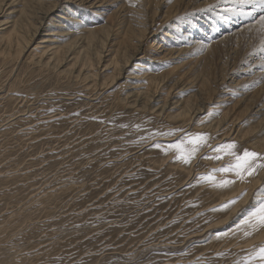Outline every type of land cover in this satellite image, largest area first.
Listing matches in <instances>:
<instances>
[{
    "label": "rangeland",
    "instance_id": "rangeland-1",
    "mask_svg": "<svg viewBox=\"0 0 264 264\" xmlns=\"http://www.w3.org/2000/svg\"><path fill=\"white\" fill-rule=\"evenodd\" d=\"M43 2L33 4L30 30H19L29 40L21 56L16 37L8 42L16 6L0 10V264H264L261 226L243 222L264 204V126L256 125L264 115H250L254 104L248 110L260 85L255 68L242 72L247 62L264 72V8L238 0ZM76 15L80 22L69 19ZM219 17L236 22L214 32ZM62 20L70 36L59 45L72 43L69 51L43 53L42 33ZM226 36L224 47L206 51ZM224 111L239 124L216 127ZM198 133L206 140L193 143ZM232 142L235 154L217 150ZM245 149L259 154L252 175L213 171ZM224 180L233 183L216 188ZM231 185L225 200L209 197ZM231 201L239 205L230 216L221 206Z\"/></svg>",
    "mask_w": 264,
    "mask_h": 264
},
{
    "label": "bare ground",
    "instance_id": "bare-ground-1",
    "mask_svg": "<svg viewBox=\"0 0 264 264\" xmlns=\"http://www.w3.org/2000/svg\"><path fill=\"white\" fill-rule=\"evenodd\" d=\"M7 0H0V10H2L3 11V9L5 8L4 6H11V4L12 5H15L16 6V8H13V11L11 10L10 12L11 13H17V16H16V18L15 19H13V20H11V22H10V25H12L11 27H12V30L10 31V35L8 36V42H13L14 41V39H15V37H16V44L18 45V52H19V55H20V53L26 48V46L28 45L27 44V42H29V40L28 39H26L25 37H24V35H22V34H20L19 33V30H21V29H25V30H27V32L30 30V28H31V26H32V21L30 20V18H29V16L31 17V9H33V4L34 3H36V4H38V5H42V4H44V2H43V0H39V1H36V0H11L9 3H7L6 2ZM73 0H65V2H67V7L66 8H69L70 6H71V4H70V2H72ZM88 3L89 2H91L92 1V3H93V0H86ZM96 1H99V0H96ZM131 1V0H130ZM158 1V0H157ZM184 1V0H183ZM196 1H198V0H196ZM220 1V2H219ZM75 2V1H74ZM213 2H215V1H213ZM217 2V1H216ZM226 2H227V0H218V3H216L217 5H220V4H226ZM230 2V1H229ZM50 3V2H49ZM162 3V2H161ZM160 3V4H161ZM190 3V2H189ZM193 3V2H192ZM232 3V2H231ZM19 4H22V6L21 7H19V8H17V6L19 5ZM215 5V4H214ZM37 6V5H36ZM54 6H55V3H54ZM81 6V5H80ZM216 6V5H215ZM230 6V5H229ZM4 7V8H3ZM38 7V6H37ZM53 6H47L45 9H44V11L42 12V15H40V17H39V19H40V21L41 20H43L46 16H49L50 14H51V12H52V10H53V8H52ZM253 7V6H252ZM73 8V7H72ZM79 8V7H78ZM254 8L256 9V10H259L260 9V6H258V5H255L254 6ZM40 9V8H39ZM228 9V8H227ZM4 12V11H3ZM2 12V13H3ZM252 12V11H251ZM213 13V12H212ZM249 13V12H248ZM257 13V12H256ZM255 13V14H256ZM36 14V13H35ZM65 14V16H63L62 18H66V15H68L67 13H64ZM71 14V13H70ZM56 16H58V14H56ZM205 16V15H204ZM208 16V15H207ZM207 16H205V18L207 17ZM218 16V15H217ZM51 18H52V16H50ZM54 17V16H53ZM49 18V17H48ZM204 18V19H205ZM208 18V17H207ZM224 18V17H223ZM221 18V17H219V19L218 18H216V19H218V20H216V23L217 22H222V23H220V26L221 27H213V30H214V32H219L220 30L222 31V30H224L223 32H226V30L228 31L229 29H231L232 28V26L231 25H233V23H235L236 21H235V19H233L232 21L233 22H231V23H229V24H224V20H226V18ZM54 19V18H53ZM63 19V20H64ZM72 22H80L79 21V19L77 18V15L76 16H70V18H69ZM222 19V20H221ZM63 20L62 21H57V23H56V25H53L54 27H49L51 30H49V29H46L43 33H42V36L40 37V40H39V42H38V45H39V43H41V44H44V43H46L44 46H42L45 50L43 51V53H46V51H52V53L51 54H53V55H55V53H57L58 51H60L62 48H64L65 50H68L69 51V48H70V45L72 44H70V45H67L66 43H64L65 45H62L61 46V44L59 45V39L60 38H62L63 37V35L65 36L66 34L68 35L69 34V32L68 31H66L68 28H65V24H63ZM69 20V21H70ZM49 21V20H48ZM68 21V22H69ZM208 21V20H207ZM47 22V21H46ZM51 22V21H50ZM72 22H70V23H72ZM129 22V21H128ZM70 23H68V24H70ZM79 24V23H78ZM184 24V23H183ZM192 24V23H191ZM214 24V23H213ZM67 25V24H66ZM74 25V24H73ZM79 25H81V24H79ZM189 25V24H188ZM215 25V24H214ZM128 26H130V25H128ZM204 26V25H203ZM202 26V28H200L199 29V32H196L195 33V41L194 42H196V41H198L199 39H200V37H199V33L201 34V32H203V30H204V27ZM86 26H84L83 28H85ZM133 27L134 26H132V27H130V30H129V32L130 33H133L134 32V29H133ZM146 27H147V25H146ZM82 28V27H81ZM195 28V27H194ZM193 27H192V29H194ZM226 28V29H225ZM86 29H87V27H86ZM127 29H129L128 27H127ZM127 29H126V31H127ZM140 29V32H142V31H145V25H141V27L139 28ZM244 29V28H243ZM70 30H71V28H70ZM85 30V29H84ZM88 30V29H87ZM78 31V30H77ZM76 31V32H77ZM89 32H88V35H91L92 34V29H89L88 30ZM210 32L212 31V30H209ZM243 31H245V29L243 30ZM26 32V31H25ZM34 32V31H33ZM68 32V33H67ZM75 32V33H76ZM86 32V31H85ZM213 32V33H214ZM72 34H74V32L72 33ZM71 34V35H72ZM79 33H77V35H78ZM86 33H84V35H85ZM247 34V33H246ZM81 35H83V33L81 32ZM83 35V36H84ZM87 35V36H88ZM239 35V34H238ZM237 34H236V37L238 36ZM245 35V34H244ZM243 35V37H245ZM28 36V35H27ZM32 36V35H31ZM34 36V35H33ZM68 36H70V35H68ZM171 36H173V34H171V33H168V34H166V38H168V37H171ZM65 37H67V36H65ZM75 37H76V35L73 37V39H74V41H75ZM92 37V36H91ZM239 37V36H238ZM247 38L249 37V35H247L246 36ZM77 38V37H76ZM127 38H129V37H127L126 35H124V38H123V40L124 41H127L128 42V40H125V39H127ZM133 38V37H132ZM204 38H205V36H204ZM227 40H228V37L226 36V37H224V38H222L221 40H220V42L218 43V45L213 49V46L214 45H208L207 46V50L206 51H208V53H210V54H213L214 53V50L215 49H217V48H222V47H224V45H225V43L227 42ZM247 40V39H246ZM62 41H64V40H62ZM74 41H71V42H74ZM68 42V41H67ZM202 43H204V42H202ZM206 43V42H205ZM230 44H231V42H229ZM7 44V43H6ZM13 44V43H12ZM40 44V45H41ZM63 44V43H62ZM200 44V42H198V44H197V42H196V44H195V48H201V44ZM9 45H11V43H9ZM221 45V46H220ZM237 46L239 45V43H237L236 44ZM6 46V45H5ZM29 46V45H28ZM37 47H39V46H36L35 48H37ZM50 47V48H49ZM251 47H253V46H251ZM49 48V49H48ZM231 48H233V47H231ZM64 49H62V50H64ZM61 50V51H62ZM138 50V49H137ZM136 50V51H137ZM250 50V49H249ZM257 50V49H256ZM259 50V49H258ZM135 51V52H136ZM134 52V51H133ZM263 52V51H262ZM207 52H206V54H208ZM238 54V53H237ZM248 54H250V53H248ZM44 55V54H43ZM21 56V55H20ZM57 56V55H56ZM89 56H90V54H89ZM41 57V56H40ZM63 57V56H62ZM132 57V53L131 54H128L127 55V58H126V60H130V58ZM253 57V56H252ZM264 58V57H263ZM59 59H62V58H59ZM86 62V61H85ZM138 66H139V64H138ZM141 66H143V65H141ZM245 66H247V68L245 69V71H242V72H245L244 74H247L248 75V77H250L251 75V72L253 71V68H255V70H254V72H255V74L254 75H252L253 77H252V80H254L256 83H259L260 85H259V87L256 89V92L253 94V95H251L250 97L248 96L247 97V100H249V101H251V103L248 105V110H249V108L252 106V104H254V108H252V111H250L251 113H250V115L251 116H259L260 114H263L264 115V72H261L260 70H259V66L257 65V64H255V65H251V62H247L246 64H245ZM137 67V66H136ZM140 68V67H139ZM233 72V71H232ZM141 74V73H140ZM145 74V73H144ZM147 74V73H146ZM143 75L142 74V76L144 77V78H146L147 80V82L150 80V78L151 77H149V75ZM147 76V77H146ZM135 78H137V76L135 77ZM139 78V77H138ZM141 79H143L142 77H141ZM144 80V79H143ZM202 84V83H201ZM200 84V85H201ZM241 85V84H240ZM245 86V85H244ZM241 88V87H240ZM235 89V88H234ZM247 90V89H246ZM246 90L245 91H243V97H246V95H245V92H246ZM238 91V90H237ZM247 93V92H246ZM195 94V93H194ZM199 95V94H198ZM242 98V97H241ZM227 99V98H226ZM221 100H223V99H221ZM221 100H219V101H221ZM228 100V99H227ZM224 101V100H223ZM202 106V105H201ZM199 107V106H198ZM256 108V110H254ZM215 109H217V108H215ZM166 110V109H165ZM254 110V111H253ZM201 112L200 111V109H198V108H196V109H193L192 111H191V114L192 113H195V112ZM188 112H189V109H188ZM185 114H187V112L185 113V111L184 110H182V111H180L178 114H176L175 115V117H181L182 115H185ZM198 115H199V113H198ZM190 117H189V120H191V115H189ZM221 116H224L223 118H221L220 120H218V122H217V124H216V127H218L219 125L220 126H222V125H224V124H226V123H228V125L226 126V127H234V126H236V125H238L239 124V122H240V120L239 119H235V118H233V117H229V118H226V111H224V113H223V115H221ZM250 116V117H251ZM250 117H249V119H250ZM225 118H226V120H225ZM211 122H212V120H211ZM199 124V123H198ZM211 124V123H210ZM233 124V125H232ZM256 125L258 126V125H260V126H264V116L263 117H261L257 122H256ZM203 127V126H202ZM236 134H238V133H240V131H241V128L238 126V128L236 129ZM173 147V146H172ZM231 176V175H230ZM240 177V176H239ZM239 179V178H238ZM241 179V178H240ZM239 179V180H240ZM236 180H237V177H236ZM238 180V181H239ZM241 182V181H240ZM239 183V182H238ZM238 183L236 184L235 183V185L237 186L238 185ZM220 184V183H219ZM219 184L216 186V188L219 186ZM241 184V183H240ZM235 185H231V186H228V187H225V188H223V189H219V191H217V192H210L209 193V197L210 196H213V195H215V194H218V196H219V201H223V200H225V198L226 197H228V196H230V193H232L231 191L232 190H234L235 188L234 187H236ZM243 185V184H242ZM241 185V186H242ZM214 186V187H215ZM220 188H222V187H220ZM215 189V188H214ZM217 190V189H216ZM225 195V196H224ZM233 197V196H232ZM230 199V198H229ZM245 200H246V197L244 196V198H242V200L241 201H244L245 202ZM261 200V199H260ZM240 201V202H241ZM259 201V200H258ZM208 202L210 203V201H207L206 202V204H208ZM225 202V201H224ZM221 203V202H220ZM223 203V202H222ZM226 204V203H225ZM257 204V203H256ZM239 204H226L225 205V207H221V209L222 210H225V213L224 214H229L230 216L231 215H233L234 213V210L237 208V206H238ZM232 206V210H231V207ZM234 206V207H233ZM255 208V207H254ZM257 209V208H256ZM245 212H246V210H245ZM233 213V214H232ZM243 215V214H242ZM246 215V214H245ZM249 215V214H248ZM229 216H226L223 220H226L227 218H228ZM247 216H245V218H246ZM242 218V217H241ZM240 218V219H241ZM239 219V220H240ZM243 219V218H242ZM238 220V221H239ZM245 220V219H244ZM237 221V222H238ZM243 221V220H242ZM242 221H240V224L239 225H241V222ZM243 222H245V221H243ZM237 224V223H236ZM244 224V223H243ZM246 224V223H245ZM248 224V223H247ZM238 226V225H237ZM237 226H235V227H237ZM234 227V228H235ZM239 227V226H238ZM245 227L247 228V226L245 225ZM250 227V226H249ZM239 228H242V227H239ZM236 229V228H235ZM235 229H233L232 230V228H231V230L232 231H234ZM230 229L228 230L229 232L231 231ZM236 231V230H235ZM240 231V230H239ZM246 231V230H245ZM245 231H243V232H245ZM256 231H257V229H256ZM237 232H238V230H237ZM250 232V231H249ZM224 233V232H223ZM232 233V232H231ZM241 233V232H240ZM247 233V232H246ZM245 234V233H244ZM252 234V233H251ZM226 235V234H225ZM229 235V234H228ZM233 235V234H232ZM237 235V234H236ZM248 235V234H247ZM247 235H245L246 236V239H248V241H251V239H249V238H247ZM250 235V234H249ZM258 237H260V238H262V237H264V226H261L260 227V231H259V233L258 234H256ZM255 235V236H256ZM220 236V235H219ZM219 236H217V237H219ZM231 236V235H230ZM230 236H228V237H230ZM234 236V235H233ZM240 236V235H239ZM254 236V235H253ZM216 237V238H217ZM225 237V236H224ZM235 237V236H234ZM242 237H243V235H242ZM241 237V238H242ZM250 237V236H249ZM257 237V238H258ZM222 238H223V236H222ZM253 238V237H252ZM227 239V238H226ZM229 239V238H228ZM245 239V238H244ZM254 239V238H253ZM263 239V238H262ZM223 240V239H222ZM236 240V239H235ZM258 240V239H257ZM256 240V238H255V240L254 241H257ZM227 241V240H226ZM245 241V240H244ZM262 241V240H261ZM264 241V240H263ZM230 242V241H229ZM243 242V241H242ZM253 242V241H252ZM246 243V241L244 242V244ZM228 244V243H227ZM229 246V245H228ZM263 261V260H262ZM258 263V262H257ZM263 263H264V261H263Z\"/></svg>",
    "mask_w": 264,
    "mask_h": 264
},
{
    "label": "snow or ice",
    "instance_id": "snow-or-ice-1",
    "mask_svg": "<svg viewBox=\"0 0 264 264\" xmlns=\"http://www.w3.org/2000/svg\"><path fill=\"white\" fill-rule=\"evenodd\" d=\"M241 4H249V5H259L261 8H264V0H238ZM252 12H249L248 15H252ZM258 23L261 25L262 28H264V15H261L259 17ZM196 140L193 141V143H202L206 140L207 134L205 133H198L195 134ZM235 142L232 143H226L224 145L217 146L218 151H225L227 150V154H235ZM259 156L256 152H250L247 149L244 150L242 154H236V163L234 165H229L227 168H222L219 170H213V171H235L238 176H243L245 173L247 175L253 174V169L251 168V161L254 160ZM219 158V157H217ZM185 162H188L185 160ZM209 179H212V177H209ZM230 183H233V181L230 180H224L220 182L219 186H226ZM234 203V201L229 202V204ZM222 208L225 207V205L221 206ZM246 223L250 224V226L255 229L257 226H264V204H261L258 209L253 211L250 216L245 221ZM250 234V233H246ZM259 256L261 259H264V247H261L259 249Z\"/></svg>",
    "mask_w": 264,
    "mask_h": 264
}]
</instances>
